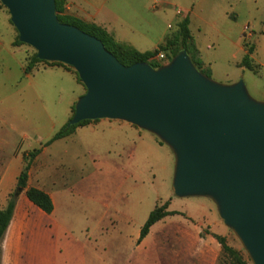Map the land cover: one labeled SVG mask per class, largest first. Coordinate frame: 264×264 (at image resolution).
<instances>
[{"label":"rangeland","instance_id":"rangeland-1","mask_svg":"<svg viewBox=\"0 0 264 264\" xmlns=\"http://www.w3.org/2000/svg\"><path fill=\"white\" fill-rule=\"evenodd\" d=\"M153 4V1L145 0V13L157 12L159 15L165 12L162 7H154ZM175 4L173 9L180 7L188 13L173 20V13L170 12L167 18H162L164 27L171 23L173 27L167 30L174 33L179 21L189 18L191 36L199 52L205 61L214 62L211 73L214 80L226 83L225 72L240 73L231 58L236 53L232 42L254 47L252 55L264 61V0H176ZM0 8L3 9L0 10V32L10 38L16 28L13 23L8 24L5 15L10 20L11 16L1 1ZM246 25L249 30L245 32ZM19 46L23 56L30 57L36 53L28 44ZM17 73L19 71L15 68L11 76H0V119L15 120V125L8 122L0 124V167H9V171H0L1 179L4 178L0 187V206L6 200L3 193L8 190L14 169L24 164V154L45 144L57 131L53 132V127L67 123L72 96L85 93L82 82V85L78 84L73 76L56 68L34 71L32 79L36 87L28 86L27 90L19 93V86H14ZM3 79H6L7 86L11 84V93H17L14 100L5 102L1 99L3 93L9 92L8 89L3 90ZM243 80L247 82L251 96L262 101L260 91L264 88V67H261L258 75L245 70ZM108 120L98 119L97 124L91 126L79 125L69 142L63 140L49 148L50 152L41 162L49 171L50 181L57 185L84 177L86 180L79 184L78 190L101 201L96 206L97 220L103 218L102 224L109 232L120 230L134 244L149 213L157 205L167 202L169 209L179 214L167 217L177 222L165 221L164 232L171 233L186 223L189 227L197 228L203 238L193 251L187 247L175 252V239L166 238V249L161 250V256L159 253L162 264L173 259L178 262L186 260L191 264H239V254L246 260L248 255L240 240L223 223L213 200L202 196L177 197L174 194L175 157L170 147L147 130L128 128L127 124L122 126L114 122L118 120ZM61 158H67L69 166H59ZM92 159L97 160L96 166ZM105 182L107 185L103 184ZM12 189V193H15L17 186ZM101 196L105 197L107 203H102ZM216 233L226 238L235 254H225L216 239H206L207 234L210 237V234Z\"/></svg>","mask_w":264,"mask_h":264},{"label":"water","instance_id":"water-1","mask_svg":"<svg viewBox=\"0 0 264 264\" xmlns=\"http://www.w3.org/2000/svg\"><path fill=\"white\" fill-rule=\"evenodd\" d=\"M0 1L20 42L72 67L85 86L69 126L113 119L155 134L174 153V194L213 200L251 263L264 264V100L242 78L214 80L185 48L158 68L125 65L101 39L60 21L56 0Z\"/></svg>","mask_w":264,"mask_h":264},{"label":"crops","instance_id":"crops-1","mask_svg":"<svg viewBox=\"0 0 264 264\" xmlns=\"http://www.w3.org/2000/svg\"><path fill=\"white\" fill-rule=\"evenodd\" d=\"M149 1H153L154 7H162L165 12L159 15L157 12L145 13L143 8L145 0H68L66 13L105 28L118 42L127 44L140 52L153 51L159 45L165 43L167 37L172 34L168 32L167 28H172L173 25L168 23L164 27L162 18H167L172 12L174 20L177 17L180 18V16L184 17L188 12L185 13L184 9L180 7L173 9V6H176V0ZM0 10L3 11L1 8ZM5 18L8 24L12 25L8 15H5ZM15 40L16 29L12 31L10 38L4 37L0 32V76H11L10 73L13 74L14 69H18L19 73L16 75L17 79L14 86H19V93L27 90L28 86L30 88L36 87L32 79L34 71L46 68L62 70L64 74L73 76L75 81L81 84L72 70L59 64L40 62L31 71L25 72L27 57L25 54L23 56L20 53L21 46L15 45ZM232 44L236 47V53L234 52L231 58L239 68L240 73L225 72V82L233 83L241 78L245 79V70H250L258 75L261 67H264V61L261 60L263 58L260 59L254 54L250 55L253 63L257 65V72H254L241 64L247 53L246 46L240 44V42L236 44L232 42ZM199 55L204 67L213 73L214 62L205 61L201 52H199ZM2 82L4 84L3 90L8 89L9 92L7 94L3 93L1 99L5 102L14 100L17 93L15 95V92L11 93L9 89L11 84L7 86L6 79H3ZM257 90L259 89L257 88ZM260 93L262 95L261 99L264 100V88ZM81 95L75 94L72 96L69 105V119L73 112L72 107ZM47 118L49 119V116ZM14 121L12 119L6 121L2 118L0 124L3 125L8 122L15 125ZM23 121L26 122L27 120L23 119ZM97 121L92 120L87 124L90 126L95 125ZM114 122H118L117 124L122 126L127 124L128 128L137 127L126 121L118 120ZM64 124L62 122L61 125ZM62 126L53 127V132L56 129L58 131ZM74 132L48 146H44L41 153L34 159L29 172L28 186L37 187L48 192L54 203V210L52 213H46L40 209L29 200L26 189H23L17 197L14 214L3 240L1 264H162L160 256L166 238L173 237L175 239L176 246L173 252L187 247L189 251H193L195 246L196 248L199 246L198 242L203 238L200 231L197 228L189 227L186 223L185 226L177 228L171 233L164 232L163 223L165 221L177 222L167 219V217L173 215L166 216L153 224L143 240L139 241V233L136 244L133 241L129 242L125 233L116 229L109 232L102 224L103 218L97 220L96 206L101 204V201H98L95 196L89 193L78 190L79 184L86 180L84 177L79 176L78 179L72 182L57 185L51 182L50 176L47 174L49 171L44 168L41 159L50 152L49 148L51 146L63 140H70ZM65 152L68 153V150H65ZM92 160L94 166H96L97 160ZM69 162L67 158H61L59 166H69ZM23 165L14 169L8 190L3 193L6 200L0 206V209L6 206L9 195L13 190L12 187L17 186V178ZM7 168L9 169L8 165L7 167L2 166L0 171H9ZM3 179L0 176V187ZM103 184L107 185L106 182ZM100 199L102 203H107L104 200L105 197L101 196ZM168 210H171L169 206ZM207 238L213 240L214 237L212 234H210V237L207 234ZM165 263L191 264L189 261L187 263L186 260L178 262L174 259Z\"/></svg>","mask_w":264,"mask_h":264},{"label":"trees","instance_id":"trees-1","mask_svg":"<svg viewBox=\"0 0 264 264\" xmlns=\"http://www.w3.org/2000/svg\"><path fill=\"white\" fill-rule=\"evenodd\" d=\"M66 4H67V0H56L57 14H58L60 21L64 23L76 25L82 30H84L85 32L101 39L105 47L109 51H111L118 58V60L122 62L123 64L131 65L133 63L143 61V62H149L155 68H158L168 63L179 50L185 48L190 54L196 66L202 72L206 73L208 76L211 77V72L204 67V63L201 60L200 55H199V50L192 39L190 28H189L190 20L188 17L184 18L178 24L177 31L170 34L167 37L165 43L159 45L153 51L140 52L137 49L127 44L118 42L105 28L98 26L95 23L86 22L78 17H75L73 15L66 13ZM20 44H23V43L20 42L19 35H18L15 40V45H20ZM245 46L247 45L245 44ZM246 49H247V53L242 59L241 64L253 70L254 72H257V65L253 63L250 57V55L254 52V47H246ZM160 52L165 53L166 59L164 61L153 60V57ZM40 62H43L46 64L63 65L67 67L68 69L72 70L75 73L78 81L80 83L82 82L77 72L72 67L66 64L60 63V62H50V61L40 60L37 57V53L33 54L30 57H27V64L25 67V72L31 71L34 68V66ZM74 110H75V104L72 107L73 112ZM91 121L92 120H84L78 124L71 125V126L68 125V122L65 123L44 144V146H48L58 139L67 137L76 129L77 126L87 124ZM161 143L163 142L161 141ZM44 146L34 148L24 154V157H23L24 165L17 178V187H22L23 189H26V195L29 198V200L32 203H34L36 206H38L40 209H42L46 213H52L54 210V203L49 193L43 189L28 186L29 172H30L32 163L34 159L41 153ZM16 201H17V197L14 196V193H11L6 206L0 209V264H1L3 240H4L5 234L7 232V229L13 217L14 210L16 207ZM175 214H179V212L168 210L167 202L162 205H157L149 213L147 220L142 226L141 231H140L139 241L143 240L144 237L149 233L150 228L153 224H155L156 222H158L159 220L163 219L166 216L175 215ZM212 235L221 245L222 250L225 254H228V255L235 254L234 249L228 245L227 240L224 236L219 235V234H212ZM237 259H238L239 264H252L248 256L246 257V260H245L244 256L239 254Z\"/></svg>","mask_w":264,"mask_h":264},{"label":"built area","instance_id":"built-area-1","mask_svg":"<svg viewBox=\"0 0 264 264\" xmlns=\"http://www.w3.org/2000/svg\"><path fill=\"white\" fill-rule=\"evenodd\" d=\"M244 30H245V32H246L247 30H249V26L246 25V26L244 27ZM165 59H166V55H165L164 52H160V53L156 54V55L153 57V60H157V61H164Z\"/></svg>","mask_w":264,"mask_h":264}]
</instances>
